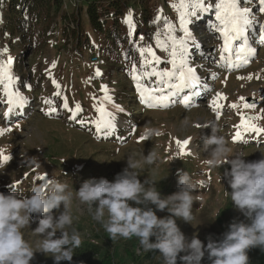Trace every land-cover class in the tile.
<instances>
[{"label":"rangeland","instance_id":"1","mask_svg":"<svg viewBox=\"0 0 264 264\" xmlns=\"http://www.w3.org/2000/svg\"><path fill=\"white\" fill-rule=\"evenodd\" d=\"M79 1L64 0L62 11L71 14L77 8ZM171 2L172 0H135V13L138 17L142 16V12L156 17L158 10L162 9V17H166L178 26L177 13L170 7ZM257 4L258 0L251 3L252 6ZM245 7L252 8L248 5ZM260 14L255 16L256 20L258 22L263 20L259 24H264V13ZM126 16L123 17L124 21ZM192 19L193 22L189 24L192 36L195 42L203 40V44L206 45L202 49L204 54H210V58L200 55L198 59H194L193 56L198 55L194 51L192 41H189V52L192 56L190 65L191 63L196 65L197 75L201 80L203 78L208 83L211 76L208 85L210 90L227 97L228 107L221 117L222 111L219 112V117L215 118L205 106L190 111L180 108L172 110L177 103L170 104L166 109L155 110L156 112H144L136 106L131 92L130 84L133 83L129 75V66L121 62L117 54L92 53L87 50L79 52L80 55L76 54L73 34L69 36L70 39H64L65 27L59 17H53L52 28L44 35L42 17L34 28L23 21H16L14 25H10L6 22L3 10L0 9V50L5 47L8 49V53L0 56V60H6L8 56L12 57L14 84L19 87V89L16 87V90H19L21 95L25 93L29 99L31 93H26V89L30 87L36 104L35 107L31 106L20 112L18 122L10 124L7 135L0 139V146H7L0 150V154L7 156L11 154V160L6 168L0 169V190L11 191L12 194L23 198L30 195L29 190L33 186L52 185L53 182L68 186L67 191L72 195L67 211L73 218L69 232L72 229L79 232L82 242L73 250L72 261H61V264H86V261L99 262L102 259L113 260L119 264H164L163 258L157 251H145L136 237L113 240L102 224L93 220L89 206L81 203L76 197V191L86 179L103 177L112 181L127 166L126 160L133 154L136 159H140L150 150L158 153V160L154 165L145 164L142 169L136 171L143 182L147 178H153L152 171L155 169L157 172L154 177L155 187L162 196H168L178 190V174L187 173L194 180H205V184L193 193V220L189 224L177 218L178 226L189 239L197 235L205 244L209 236L218 240L234 219L244 220V217L233 208L230 197L224 196L225 190L231 191L223 179V173L229 167L227 160L217 168L205 165L204 160L208 154L204 151V145L207 137L212 135V129L215 128V134L220 132L219 136L224 137L233 149L228 159L237 154H242L246 161L262 158L264 144L257 147L233 145L230 142V135L231 130L240 121L241 112L248 117H259L256 125L264 128V49L256 54L251 66L241 72L228 74L216 63L219 61L221 45V43L216 44L214 38L216 33L211 35L208 28L203 26L202 38L193 35L195 20ZM32 20L33 17L30 18V23ZM150 20L151 17L148 21ZM149 22L139 49L151 46L161 57L157 69L170 68L167 54L155 46L156 33L162 31L164 27L163 18L153 25ZM68 27L70 34L74 26ZM42 35L44 39H40ZM177 35L182 33L177 32ZM258 48L256 46V49ZM54 61L55 68L52 67ZM140 64L139 53V59L133 62L132 66L135 65L139 70ZM97 69L101 73L100 76L95 75ZM222 72L227 75H223ZM212 73L216 74L215 79H212ZM250 75L251 80L247 79ZM53 79L60 85L59 89L52 83ZM144 83L155 82L147 78ZM101 85L109 89L112 103H106L105 107L114 114V123L119 128L109 135L97 134L90 123L96 118L94 105L104 95L100 91ZM56 92H60V96L54 95ZM93 96L97 97V100H94ZM137 97H139L138 93ZM240 97H244L246 102L253 103L256 107L244 109L241 106L239 109H232L231 104L241 103ZM65 98L70 109H74L76 103L80 104L82 111L76 119H72V113L63 108ZM5 100L0 86V101ZM45 100L52 101V104H46ZM50 107L56 108V112L51 115L47 114ZM142 107H145V104L142 103ZM118 108L124 111H118ZM0 112H6L4 105L0 107ZM21 118L27 120L19 122ZM2 122L3 118L0 114V127L5 126ZM145 126L158 129L163 134L150 139H141L144 137L142 133ZM177 140L190 141L186 148L188 154H181ZM40 177L45 179L41 180ZM62 211L63 205L59 210H53V214L58 215V212ZM157 215L163 217L168 213L157 212ZM36 227L34 214L30 226L21 229L24 239L34 251H38L37 243L41 239L32 232ZM59 235L60 233H57V236ZM250 251L253 252L251 264H264V250L254 248ZM49 255L36 252L30 264H54V258ZM202 264L209 262L205 258Z\"/></svg>","mask_w":264,"mask_h":264},{"label":"clouds","instance_id":"2","mask_svg":"<svg viewBox=\"0 0 264 264\" xmlns=\"http://www.w3.org/2000/svg\"><path fill=\"white\" fill-rule=\"evenodd\" d=\"M215 132L213 128L205 140L204 151L208 155L204 164L217 168L227 160L229 167L223 179L231 191L225 190L224 196L230 197L233 208L244 217L234 219L218 240L209 236L205 244L197 235L189 239L177 224V218L189 224L193 220V193L205 180L178 174V190L168 196H162L155 187V169L152 179L141 182L136 170L157 162L158 153L154 150L140 159L130 155L127 166L112 181L103 177L84 180L76 197L89 206L93 220L102 224L113 240L136 237L145 251H157L164 264H202L205 258L209 264H249L251 249L264 250V154L252 161H246L242 154L228 159L233 149ZM162 134L148 126L142 133L147 139ZM6 147L0 146V150ZM8 157L7 161H0V169L6 168L11 154ZM67 188L66 184L53 182L31 187L30 195L23 198L0 193V264H30L36 252L50 254L54 264L72 261L73 250L82 241L75 229L69 232L73 218L67 209L72 194ZM61 205L63 211L54 215L53 210H59ZM165 211L168 215L158 217L157 212ZM34 214L37 227L32 232L41 237L38 251L33 250L21 231L30 226Z\"/></svg>","mask_w":264,"mask_h":264},{"label":"snow or ice","instance_id":"3","mask_svg":"<svg viewBox=\"0 0 264 264\" xmlns=\"http://www.w3.org/2000/svg\"><path fill=\"white\" fill-rule=\"evenodd\" d=\"M255 0H172L170 7L177 13L178 26L172 23L166 17H162L163 10L159 9L154 23H158L163 18L164 27L162 31H158L155 36V46L167 54V63L170 68L158 70L157 65L161 63V57L156 54L151 46L139 49L141 64L138 70L135 65L132 66L129 75L135 82L137 92L141 103L148 108L166 109L170 104L180 103L185 107H189L193 98L200 96L202 93L210 91L208 85L204 83L197 75L196 69L190 66L189 41H195L189 29V24L193 22L192 18L200 19L204 14H213L214 21L207 24L210 32L218 33V38L222 41L219 47V61L217 66L226 68L229 71L238 70L246 67L250 63V59L255 57L257 49L252 44L258 43L264 45V24H259L256 20L253 10L249 7H242V3L251 4ZM259 13H264V0H258ZM129 31H134L135 25L132 21L131 11L125 17L124 21ZM177 32L182 35H177ZM163 37V39H162ZM198 48L199 45H196ZM8 53L7 47L0 50V56ZM202 54V53H201ZM13 59L8 56L6 60H0V86L3 88V94L6 97L8 111L4 113L7 118L13 107H23L26 103L25 97L21 95L19 90H14L15 77L12 72ZM54 61L52 67L55 68ZM96 76H100L99 69L96 70ZM155 77L154 84L142 83V78ZM216 78V74L212 73V79ZM91 79V78H89ZM245 79V77H238ZM251 80V75L247 77ZM52 83L57 89L60 85L53 79ZM185 90H188L187 92ZM101 92L104 93L102 98L97 100L94 105L97 116L90 123L94 126L97 134L109 135L115 131L114 114L105 107V104L112 103V97L109 95V89L105 85H101ZM184 93L183 95H181ZM60 96V92L54 93ZM179 99L177 100V98ZM241 103H233L230 105L232 109H254L255 104L246 102L244 97L239 98ZM227 97L222 93H216L211 99L209 107L219 116V111L224 107L222 101ZM46 104L51 105L52 101L45 100ZM63 108L72 113V119H76L77 115L82 111L79 103L75 104L74 109L69 108L67 99H64ZM113 107H115L113 105ZM118 111L123 112L122 108ZM56 112L55 107H50L47 114L51 115ZM259 117H248L242 112L240 113V123L237 125V131L234 140H240L242 132H251L256 135L264 134V128L258 127L251 121L257 120ZM84 123V121H81ZM10 130V129H8ZM5 129L0 128V136ZM145 137H141L144 139ZM181 154H188L186 151L189 140L176 141ZM7 155L0 154V161H7ZM39 179L43 180L44 177Z\"/></svg>","mask_w":264,"mask_h":264},{"label":"trees","instance_id":"4","mask_svg":"<svg viewBox=\"0 0 264 264\" xmlns=\"http://www.w3.org/2000/svg\"><path fill=\"white\" fill-rule=\"evenodd\" d=\"M63 1L0 0V9L3 10L6 22L10 25H14L16 21H23L34 28L38 25L37 22L40 17H42L44 19V25L42 26L44 33L52 28L53 17H59L65 27L64 39H70L69 36L73 34L76 54L85 50L92 53L112 52V54H117L121 62L129 66L128 70H131L132 63L137 62L139 59L140 41L145 38L146 31L144 30L147 28L148 20L151 17V23H149L153 25L156 17L145 14L142 10V16L138 17V14L135 13V0H80L81 2L79 1L77 8L71 14L62 11ZM36 11L39 13L35 14ZM130 11L135 25L134 31L131 32L123 20V17L128 15ZM136 14L137 16L134 17ZM31 17H33V20L30 23ZM10 25L9 27H11ZM68 26H74V30L70 34H68ZM44 35L40 39H44ZM134 91H136L135 88L131 92L133 97L136 98L137 95ZM95 114L97 116L96 111ZM248 256L249 264H251L253 252L249 251ZM86 262V264H119L113 260L106 261L105 259L99 262Z\"/></svg>","mask_w":264,"mask_h":264},{"label":"bare ground","instance_id":"5","mask_svg":"<svg viewBox=\"0 0 264 264\" xmlns=\"http://www.w3.org/2000/svg\"><path fill=\"white\" fill-rule=\"evenodd\" d=\"M60 110H62L61 107H60ZM0 114H1V113H0ZM202 130H203V129H201V131H202ZM219 134H220V132L217 133V136H219Z\"/></svg>","mask_w":264,"mask_h":264}]
</instances>
